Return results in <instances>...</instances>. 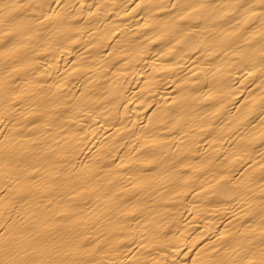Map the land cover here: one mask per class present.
<instances>
[{"label": "bare ground", "instance_id": "obj_1", "mask_svg": "<svg viewBox=\"0 0 264 264\" xmlns=\"http://www.w3.org/2000/svg\"><path fill=\"white\" fill-rule=\"evenodd\" d=\"M0 264H264V0H0Z\"/></svg>", "mask_w": 264, "mask_h": 264}]
</instances>
